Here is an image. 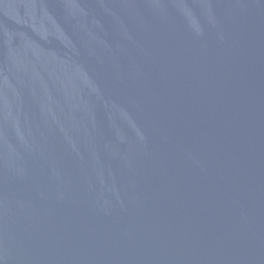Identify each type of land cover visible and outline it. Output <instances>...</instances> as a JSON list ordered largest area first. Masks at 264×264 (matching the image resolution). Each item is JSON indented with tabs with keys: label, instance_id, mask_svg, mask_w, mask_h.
Segmentation results:
<instances>
[{
	"label": "water",
	"instance_id": "water-1",
	"mask_svg": "<svg viewBox=\"0 0 264 264\" xmlns=\"http://www.w3.org/2000/svg\"><path fill=\"white\" fill-rule=\"evenodd\" d=\"M0 264H264V0H0Z\"/></svg>",
	"mask_w": 264,
	"mask_h": 264
}]
</instances>
